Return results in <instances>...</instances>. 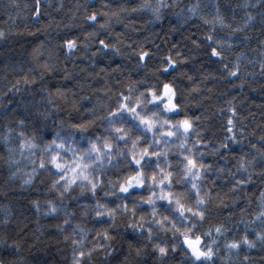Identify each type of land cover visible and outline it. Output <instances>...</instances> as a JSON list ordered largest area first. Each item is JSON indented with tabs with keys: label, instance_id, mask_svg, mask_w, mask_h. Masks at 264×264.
<instances>
[{
	"label": "snow or ice",
	"instance_id": "obj_1",
	"mask_svg": "<svg viewBox=\"0 0 264 264\" xmlns=\"http://www.w3.org/2000/svg\"><path fill=\"white\" fill-rule=\"evenodd\" d=\"M32 7L35 10L31 15L40 22L41 0H33ZM81 7L84 9L82 22L89 29L66 33L60 40L65 58L79 52L78 45L85 49L95 46L88 57L93 65L98 54L110 59L105 51L109 50L112 55L131 61L137 69L151 72L152 78L139 75L138 79L124 84L117 80L119 90L108 87L100 90L111 93L108 99L114 98V102H105L97 96L90 107L81 111L73 99L68 111L75 110L77 114L69 117L65 112L63 118H58L62 109L56 97L67 101L71 90L61 87L49 90L44 85L43 77L52 73L55 65H50L47 58L36 63L44 44L41 40L33 46L35 55L31 59L34 67L43 71L37 75L30 68L23 77L16 78L15 84L7 85V91L15 93L20 91L17 85L21 81L27 85L39 82V95L26 96L10 113L12 101L4 104L5 113L12 116V126L5 122L0 132V153L6 155L4 164L9 169L8 176L19 177L21 185L37 182L40 174H44L40 183L49 181L44 192L54 197L43 204L32 200L31 204L37 213L42 209L46 214H62L55 227L62 234L70 229L62 235V239L71 240L70 264H93L94 255L108 256L118 250L115 248L118 243L126 245L124 261H129V257L139 258L150 248L155 254L153 264L169 259L178 251L184 264H211L219 256L221 247L224 255L219 257L220 264H234V253L238 255L242 249L257 245L264 247V127L251 131L237 128L233 121L237 113L230 99L224 103V134L216 140L211 135L205 138L206 130L199 123L201 117L189 115L186 106L177 102L182 97L177 96L175 70L190 57L169 49L167 56L160 57L158 66L150 69L148 63L157 54L144 44L132 47L128 39H123L122 32L112 31L114 23L123 21L122 12L143 11L152 21H161L169 7L179 9L173 11L178 21L187 23L197 18L200 23L202 30L191 44L196 49H205L203 55L209 61L216 58L226 76L239 78L242 84L248 73L241 67V60L252 64L245 55L249 45L258 52L261 75H264V0L254 3L251 0H223V3L193 0L186 7L177 0H171L170 4L169 0H143L132 8L123 2L109 4L101 0V4H94L92 0L91 4L76 5L77 9ZM75 15L72 11V16ZM257 19L259 25L255 27ZM129 27L124 24L125 29ZM254 28L259 36L257 44H252L250 35ZM101 30L107 32L110 42L99 35ZM81 34L83 39L79 38ZM0 38H6L2 28ZM118 44L127 45L128 51L122 52ZM236 47L240 51L233 52ZM230 57L231 66L227 62ZM100 67L105 72L120 69L118 64L109 69ZM167 71H173L174 75L168 77ZM64 76H69L67 70ZM187 79L191 81L192 77ZM0 97L7 99L4 92H0ZM252 138L259 142V147L251 142ZM209 156L214 159L206 160ZM230 161L234 163L228 166ZM254 175L259 185L247 193ZM217 178L226 181L228 191L236 193L235 199H243L246 206L253 204L247 196L258 192L255 195L258 210L252 212L250 220L244 208L240 209L243 229L238 238L233 232V238L227 239L228 228L222 222L204 227L210 215L209 204L214 200L222 204L226 198L218 188L215 192L211 190ZM242 188L245 196L239 194ZM66 200L74 201L71 207ZM74 208L79 212L78 217ZM89 217L95 226H82L81 221ZM233 223L240 229L241 223ZM93 232L91 239H87ZM126 232L132 234L130 239H125ZM221 237L225 242L218 246L217 238ZM21 243L20 239H0V244L13 256L21 249ZM0 264H21V261L0 260ZM239 264H250L248 256H243Z\"/></svg>",
	"mask_w": 264,
	"mask_h": 264
},
{
	"label": "trees",
	"instance_id": "obj_2",
	"mask_svg": "<svg viewBox=\"0 0 264 264\" xmlns=\"http://www.w3.org/2000/svg\"><path fill=\"white\" fill-rule=\"evenodd\" d=\"M107 2L109 4L123 2L126 7L132 8L143 0H107ZM177 2L186 7L193 0H177ZM251 2L254 3L255 0H251ZM85 3L91 4L92 0H41L40 22H37L31 15V12L35 10L32 7L33 0H15V2L0 0V28L5 31L6 36V38H0V92L7 95V99L0 97V102H2L0 103V132L3 131L5 122L12 126V116L5 113L4 104L12 101L9 108L10 113L11 109L23 101L26 96H31L33 93L39 95L37 92L39 82L27 85L21 81V84L17 85L20 91L15 93H9L7 85L15 84L16 78L23 77L24 72L30 68L37 75L43 71L42 68H35L31 59L35 55L32 53L33 46L41 40L44 41V44L39 50V56L36 57V63L47 58L50 65H55L54 71L46 73L43 77L44 85L49 90L56 87L71 90L67 94V101L62 97H56V102L62 109L58 118H63L65 112H68L69 117L77 114L75 110L68 111L73 99L77 101L76 107L81 111L90 107L91 102H94V98L97 96L105 102H114V98L112 101L108 99L111 93L105 94L100 90L105 87L119 90V86L115 83L117 80L124 84L128 80L138 79L139 75L152 78L151 72H146L143 68L137 69L131 61L122 56L112 55L109 50L105 51L110 59L98 54L94 58L96 64L93 65L92 59L88 57H91L95 46L85 49L78 45L79 52H73L70 57L65 58L64 49L60 47V40L65 37L66 33L76 34L81 29L84 31L89 29V25L84 24L81 19L83 7L76 8L77 4L84 5ZM170 3L171 0H169ZM58 4L61 7L58 8ZM94 4H101V0H94ZM108 10L111 11V9ZM72 11L76 12L75 16H72ZM173 11H179V9L173 10L169 7L161 21H152L150 16L143 11L122 12L120 15L123 16V21L114 23L112 31L113 33L122 32L123 39H128L132 47L144 44L150 51H154L157 55L149 61L148 68L150 69L158 66L160 57L167 56L169 49L173 53L180 51L182 55L190 57L175 70L177 74L174 84L177 96L182 97L177 102L186 106L189 115L201 117L199 123L206 130L205 138L207 135H211L212 139L216 140L224 134L223 126L226 119L224 103L230 99L237 113L233 116L237 128L244 127L246 131H251L254 128L264 127V75H261L258 52L253 51L251 45L248 46L245 55L248 60L252 61V64L241 60V67L248 73L241 84L239 78L232 79L226 76L216 58L209 61L203 55L205 49H196L191 44V40L197 39L198 33L202 30L198 19L191 18L187 23L180 22L176 15H173ZM256 11L258 12L259 8ZM146 21L147 23H145ZM124 24H129L130 27L125 29ZM173 25L175 27H172ZM258 25L259 20L257 19L255 27ZM99 35L106 37V42H110L111 38L107 37L106 31L101 30ZM250 35L252 44H257L259 36L255 32V28ZM79 38L83 39L82 34ZM118 47L121 45L118 44ZM121 51L127 52L128 46H122ZM237 51H240V47L233 49V52ZM80 52H83L84 55L81 56ZM254 56L256 60H253ZM231 58L227 61L229 66H231ZM117 64L120 65V69L116 71L105 72L100 67L103 65L105 69H109L112 65ZM65 66H67L66 69ZM64 70L68 71V77L64 76ZM97 73L99 74L97 75ZM178 73H183V75ZM166 75L172 77L174 73L167 71ZM188 76L192 77L191 81L187 79ZM194 84L196 88H193ZM80 97H87V99L81 100ZM99 107L102 110V106ZM84 118H87V114H84ZM98 124L99 121H97ZM50 126L51 121L49 122ZM256 135L258 136L259 132ZM251 142L260 146L255 138H252ZM233 147L235 149L236 146ZM220 155L223 156V153ZM5 159L6 155L0 153V239L5 237L20 239L22 243L21 249L15 253V256L11 255L3 244H0V260L7 262L17 259L21 261V264H70L71 240L62 239V235L67 234L70 229H65V233L62 234L55 227L63 218L62 214L59 216L52 213L46 214L42 209L37 213L31 204L32 200H38L43 204L45 200L54 197V194L44 192V187L49 181L44 180L43 183H40L39 181L44 178V174H40L36 178L37 182L21 185L19 177L10 178L8 176L9 169L4 164ZM207 159L214 158L209 156L206 157ZM232 163L234 161L228 162V166H231ZM30 166L28 165V167ZM250 183L252 186L247 188V193H252L253 189L259 185L256 175L253 176ZM213 184L215 187L210 186L211 190L215 192L218 188L226 198L222 204H218L215 200L209 204L210 215L204 227L207 228L213 223L222 222L228 228L227 239L233 238V232L237 233L238 238L239 232L243 229V224L240 221V209L244 208L246 218L250 220L252 212L258 210L255 207V195H258V192L247 196L253 201V204L246 206L243 199H235L236 193L228 191L229 185L226 181L217 178ZM239 194L245 196V189H240ZM66 203L71 207L74 201L66 200ZM75 203L78 204L79 201H75ZM73 211L78 217L79 212L75 208ZM5 212L9 215L5 216ZM229 214H231L230 219L228 218ZM233 221L241 223L240 229L236 228ZM3 222H6L7 226ZM81 224L82 226H95L91 217L81 221ZM248 232L251 239L252 229L249 228ZM92 235L94 232L90 233L87 239L90 240ZM131 236L130 232L125 233V239H130ZM169 242L171 243V241ZM224 242L223 237L217 238L218 246L223 245ZM115 248L118 250H114L108 256L94 255L92 257L93 264H122V262L123 264H153L155 254L150 248L139 258L129 257V261H124L126 245L118 243ZM223 255L224 250L221 247L219 256L212 260L211 264H220L219 257ZM234 255L236 256L234 264H239L243 256H248L250 264H264V247L260 245L247 250L242 249L238 255L235 253ZM157 264H184V261L180 259L178 251L174 255H170L169 259L159 261Z\"/></svg>",
	"mask_w": 264,
	"mask_h": 264
}]
</instances>
